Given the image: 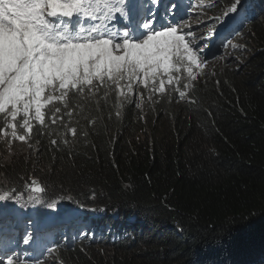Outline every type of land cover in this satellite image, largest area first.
<instances>
[{
  "label": "trees",
  "instance_id": "16d2710c",
  "mask_svg": "<svg viewBox=\"0 0 264 264\" xmlns=\"http://www.w3.org/2000/svg\"><path fill=\"white\" fill-rule=\"evenodd\" d=\"M187 1L190 16L139 0L127 20L78 18L117 39L126 24L138 40L153 15L154 28L180 22L190 45H207L204 61L234 53L240 63L196 75L192 88L177 73L163 94L138 82L127 99L114 87L70 91L19 144L22 120L12 137L0 115V195L28 208L36 185L48 200L34 215L0 210L22 218L0 224L2 252L40 264H264V0H240L228 14L234 0Z\"/></svg>",
  "mask_w": 264,
  "mask_h": 264
},
{
  "label": "snow or ice",
  "instance_id": "6c2138e0",
  "mask_svg": "<svg viewBox=\"0 0 264 264\" xmlns=\"http://www.w3.org/2000/svg\"><path fill=\"white\" fill-rule=\"evenodd\" d=\"M138 2L0 0V33L3 37V60L0 62L3 107H0V115L10 126L12 137L17 135L18 117L26 129L18 139L25 141L33 131V121L41 126L45 124L43 109L46 105L53 100L67 101L70 91L81 93L114 87L122 98L127 99L133 91V83L138 82L151 92L163 94L166 84L180 83L176 74L185 70L189 78L185 87H193L192 81L197 79L193 68H202L205 59L203 48L207 45H190V40L195 37L191 31L185 34L180 22L171 24L164 18L169 26L154 28L153 23L158 21L153 15L142 24L147 35L139 40L126 24L122 25L121 40L113 39L107 31L99 35V26L90 30L97 35L84 36L73 34L67 27L74 15L92 17L102 23L127 20ZM151 3L152 8H158L160 0H151ZM239 4L240 0H234L227 14L235 12ZM167 8L166 14L170 17L177 4L171 2ZM149 14L152 15L151 12ZM58 15L68 18L63 21L65 27L62 30L49 19ZM213 35L215 30L210 28L202 39H210ZM185 61L188 64L186 69ZM122 81H126L123 86ZM185 96L184 91H179V97ZM54 112L59 113L60 109L55 108ZM31 238L29 233L24 243H29ZM49 251L52 249L48 248ZM0 264H40V260L20 259L13 253L0 258Z\"/></svg>",
  "mask_w": 264,
  "mask_h": 264
},
{
  "label": "rangeland",
  "instance_id": "374dc122",
  "mask_svg": "<svg viewBox=\"0 0 264 264\" xmlns=\"http://www.w3.org/2000/svg\"><path fill=\"white\" fill-rule=\"evenodd\" d=\"M175 1L176 0H171V2H175ZM183 1L187 5H193L194 7L196 6V4H194V3L191 4L187 0H183ZM59 17H61V16L58 15V17H57L58 19H56V20H60L61 21V18H59ZM49 18H51V17H49ZM1 34L2 33H0V62H2V60H3V37H2ZM78 34H80L81 36L88 35L89 34V31L84 30V29H80V32H78ZM119 40H121V39H119ZM229 45H232V44L230 43ZM237 46H239V48L241 49V52H244V51L247 50V48L244 47V44H240L239 43V44H237ZM226 58H227L226 59L227 61H225V60L222 61V60H219V59H217L215 57L211 58L209 61L208 60H205L203 62L202 68H200V69H197L195 67L193 68V75H197V76L208 75L209 73L212 72V70H213L214 67L215 68H218L219 66H221V64L236 65V64H238V63H240L242 61L241 58H238V56L235 55L234 53H230V54L228 53V56ZM217 60H219V61H217ZM184 65H185V69H186L187 66H188V64H187L186 61L184 62ZM183 75H184V79L185 80H189L188 74H187V71L186 70L183 72ZM1 101L3 102L2 98H0V102ZM9 135H11V132H9ZM2 139L4 140L5 137H3ZM12 139H10L11 142H12ZM15 140H16V143L17 144L21 143V141L18 138L15 139ZM15 148H18V147H15ZM15 148L12 149V152H13V150ZM15 152L18 154L19 153V149L17 151H15ZM30 191H31V193H34V195H35V199H34L33 204H32L31 207H29V206H27L28 208L21 207L18 203H16L15 206L10 205V203H13V199L8 198V196H11L12 194L4 193L3 196L0 195V196H2L0 198V202H7L9 204H7L6 206L0 207V210H9V211L22 210V212H26L29 215L37 214L34 211L37 210L40 207V199H42L44 201H48V200L46 198L42 197V195L39 194V188H38V186H36V185L32 186L31 189H30ZM15 199H17V198H15ZM17 224H20V220H19V222ZM11 251L13 252L14 250H11ZM1 255H3L5 257V256H7L9 254H8V251H6V252L2 253ZM0 258H2V257H0ZM57 264H60V263H57ZM61 264H68V263H61Z\"/></svg>",
  "mask_w": 264,
  "mask_h": 264
},
{
  "label": "bare ground",
  "instance_id": "6f19581e",
  "mask_svg": "<svg viewBox=\"0 0 264 264\" xmlns=\"http://www.w3.org/2000/svg\"><path fill=\"white\" fill-rule=\"evenodd\" d=\"M133 13V12H132ZM59 18H61V17H59ZM58 19V18H57ZM136 25V24H135ZM2 35V34H1ZM139 37V36H138ZM204 53V52H203ZM182 87V86H181ZM177 92V91H176ZM32 227V226H31ZM33 229V228H32ZM31 229V230H32ZM84 230V229H83ZM82 230V231H83ZM32 232V231H31ZM54 233V232H53ZM83 233V232H82ZM29 234V233H28ZM85 234V233H84ZM39 239V238H38ZM38 243V242H37ZM51 244V243H50ZM57 245V244H56ZM30 246V245H29ZM58 247H60V246H58ZM61 248V247H60ZM45 249V248H44ZM25 251H26V248H25ZM27 253V252H26ZM54 253V252H53ZM20 255V254H19ZM26 255V254H25ZM32 255H34V254H32ZM21 256V255H20ZM42 256V255H41ZM22 258V257H21ZM29 258V257H28ZM37 261V260H36ZM43 261V259L41 258V262ZM45 261V260H44ZM44 263V262H43Z\"/></svg>",
  "mask_w": 264,
  "mask_h": 264
}]
</instances>
